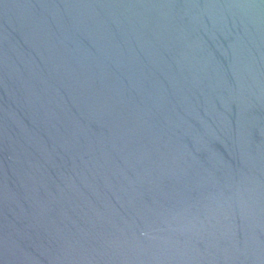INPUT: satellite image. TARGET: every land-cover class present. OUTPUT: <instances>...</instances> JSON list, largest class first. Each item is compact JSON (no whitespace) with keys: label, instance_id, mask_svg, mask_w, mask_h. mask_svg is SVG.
I'll return each instance as SVG.
<instances>
[{"label":"water","instance_id":"95a60500","mask_svg":"<svg viewBox=\"0 0 264 264\" xmlns=\"http://www.w3.org/2000/svg\"><path fill=\"white\" fill-rule=\"evenodd\" d=\"M0 264H264V0H0Z\"/></svg>","mask_w":264,"mask_h":264}]
</instances>
